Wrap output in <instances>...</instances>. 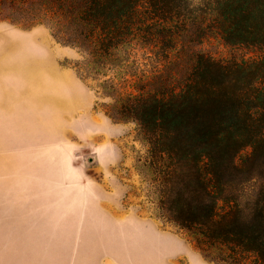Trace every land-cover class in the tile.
Masks as SVG:
<instances>
[{"label":"trees","instance_id":"1","mask_svg":"<svg viewBox=\"0 0 264 264\" xmlns=\"http://www.w3.org/2000/svg\"><path fill=\"white\" fill-rule=\"evenodd\" d=\"M0 16L45 18L81 51L80 75L120 86L115 113L138 123L164 176L159 209L201 252L264 264V194L240 203L224 176L246 147L241 162H264V0H0ZM208 37L257 54L215 59Z\"/></svg>","mask_w":264,"mask_h":264},{"label":"rangeland","instance_id":"2","mask_svg":"<svg viewBox=\"0 0 264 264\" xmlns=\"http://www.w3.org/2000/svg\"><path fill=\"white\" fill-rule=\"evenodd\" d=\"M199 48L220 60L257 54L213 37ZM82 56L45 18L0 16V264H197L193 252L230 264L207 257L159 209L164 176L138 123L115 113L120 86L80 75ZM103 118L124 132H98ZM107 142L115 156L106 163L97 150ZM249 152L224 175L225 194L240 203L264 194V162H241Z\"/></svg>","mask_w":264,"mask_h":264},{"label":"crops","instance_id":"3","mask_svg":"<svg viewBox=\"0 0 264 264\" xmlns=\"http://www.w3.org/2000/svg\"><path fill=\"white\" fill-rule=\"evenodd\" d=\"M72 78V77H71ZM74 84H76V80L74 78H72ZM103 123L101 124L100 127H97V131L104 134L105 136H117V135H120L121 133L124 132V126L121 125V124H113L111 122H109V120H107V118H103ZM92 132V131H91ZM114 150H115V146L109 142H107L106 144H101L99 146V150L100 151L99 153L101 154V156L103 157L104 159V162H112V157L115 156V153H114ZM109 159H112V160H109ZM192 258H193V261H195L197 264H207L205 261H203L201 259V257L193 252L191 254Z\"/></svg>","mask_w":264,"mask_h":264}]
</instances>
